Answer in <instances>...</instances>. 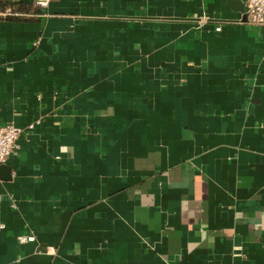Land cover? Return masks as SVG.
Here are the masks:
<instances>
[{
  "label": "crops",
  "instance_id": "1",
  "mask_svg": "<svg viewBox=\"0 0 264 264\" xmlns=\"http://www.w3.org/2000/svg\"><path fill=\"white\" fill-rule=\"evenodd\" d=\"M246 1L0 0V264H264Z\"/></svg>",
  "mask_w": 264,
  "mask_h": 264
},
{
  "label": "built area",
  "instance_id": "2",
  "mask_svg": "<svg viewBox=\"0 0 264 264\" xmlns=\"http://www.w3.org/2000/svg\"><path fill=\"white\" fill-rule=\"evenodd\" d=\"M36 6L46 8L49 6L51 0H32ZM246 21L245 24L251 27H259L264 29V0H247L246 3ZM216 31H221L222 27L217 26ZM34 126L30 125L28 128L32 129ZM23 132V128L14 124H7L0 126V167L5 165L8 159L15 155L19 149V138ZM18 240L21 243L34 241L33 236L24 235L19 236Z\"/></svg>",
  "mask_w": 264,
  "mask_h": 264
},
{
  "label": "water",
  "instance_id": "3",
  "mask_svg": "<svg viewBox=\"0 0 264 264\" xmlns=\"http://www.w3.org/2000/svg\"><path fill=\"white\" fill-rule=\"evenodd\" d=\"M244 11L246 12V7H244ZM4 167H5V165H2V166L0 167V171L3 170Z\"/></svg>",
  "mask_w": 264,
  "mask_h": 264
},
{
  "label": "trees",
  "instance_id": "4",
  "mask_svg": "<svg viewBox=\"0 0 264 264\" xmlns=\"http://www.w3.org/2000/svg\"><path fill=\"white\" fill-rule=\"evenodd\" d=\"M6 7V5H4V4H0V9H3V8H5Z\"/></svg>",
  "mask_w": 264,
  "mask_h": 264
}]
</instances>
